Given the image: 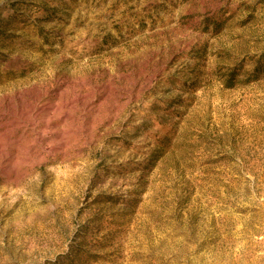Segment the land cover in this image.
Segmentation results:
<instances>
[{"label":"rangeland","instance_id":"374dc122","mask_svg":"<svg viewBox=\"0 0 264 264\" xmlns=\"http://www.w3.org/2000/svg\"><path fill=\"white\" fill-rule=\"evenodd\" d=\"M0 264H264V0H0Z\"/></svg>","mask_w":264,"mask_h":264},{"label":"bare ground","instance_id":"6f19581e","mask_svg":"<svg viewBox=\"0 0 264 264\" xmlns=\"http://www.w3.org/2000/svg\"><path fill=\"white\" fill-rule=\"evenodd\" d=\"M20 107V106H19ZM20 110L23 112V113H29L30 115H33L34 113V110H35V105L34 106H26V107H23L22 109L20 108ZM47 108L43 111H46ZM68 112H66L65 114H67ZM68 115V114H67ZM50 127V119H48L47 121V129ZM64 139H62V141H65L66 140V137H63Z\"/></svg>","mask_w":264,"mask_h":264}]
</instances>
